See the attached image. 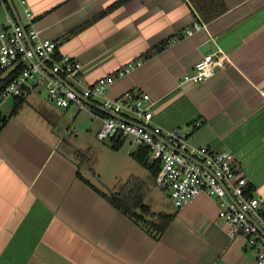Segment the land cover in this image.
Instances as JSON below:
<instances>
[{
	"label": "crops",
	"instance_id": "crops-1",
	"mask_svg": "<svg viewBox=\"0 0 264 264\" xmlns=\"http://www.w3.org/2000/svg\"><path fill=\"white\" fill-rule=\"evenodd\" d=\"M24 1H13L19 19L28 9L40 38L80 63L82 87L114 77L106 99L148 95L156 125L190 133L195 148L232 153L264 200V0H224L209 22L188 0H129L109 12L118 0ZM7 17L0 5V28ZM208 54L219 61L213 76L185 82ZM42 94L24 98L16 114L15 99L0 106V264H255L244 238L217 221L214 200L200 194L176 210L140 166L151 187L145 203L171 215L169 226L155 239L115 210L102 194L123 182L105 181L78 142L84 129L96 138L108 115L101 101L60 109Z\"/></svg>",
	"mask_w": 264,
	"mask_h": 264
},
{
	"label": "built area",
	"instance_id": "built-area-1",
	"mask_svg": "<svg viewBox=\"0 0 264 264\" xmlns=\"http://www.w3.org/2000/svg\"><path fill=\"white\" fill-rule=\"evenodd\" d=\"M11 1L22 8L25 4L24 0ZM22 16L18 23L9 15L0 28V76L12 74L11 81L0 93V106L7 99H24L33 93H44L60 109L73 106L85 111L88 107L81 99L100 100L108 115L101 118L96 138L109 142L119 140L133 151L145 148L148 162L159 167L154 187L166 195L176 210L200 194L207 195L215 201L217 221L228 227V235L242 236L255 264H264V200L245 195L249 182L233 154L195 148L189 144L190 133L156 125L154 103L146 94L127 93L115 100L106 99L114 77L82 87L76 79L80 63L59 56L55 41L40 38L28 9H22ZM199 29L196 25L185 36ZM214 57L208 54L197 61L185 82L201 83L213 76L219 62ZM141 64V61L129 64L115 77L125 76Z\"/></svg>",
	"mask_w": 264,
	"mask_h": 264
},
{
	"label": "trees",
	"instance_id": "trees-1",
	"mask_svg": "<svg viewBox=\"0 0 264 264\" xmlns=\"http://www.w3.org/2000/svg\"><path fill=\"white\" fill-rule=\"evenodd\" d=\"M127 1L129 0H118L107 12L111 11L112 8L123 5ZM188 2L193 7L199 19L203 22L216 19L222 15L226 9L224 0H188ZM0 5L4 6L8 14L12 16L6 0H0ZM161 49L162 47H158L155 52H159ZM13 74H15V72H13ZM11 79V73L0 79V93ZM14 102L13 114H16L23 103V99H15ZM122 146L123 143L119 140L110 142V149L113 152L120 151ZM130 157L138 166L148 173L149 181L152 183L158 173L159 167L157 164L148 162L146 149L138 148L131 153ZM150 189L149 183L131 176L116 189L108 191L105 195L102 194V196L115 210L152 233L154 238L157 239L169 226L172 216L163 213L155 214L150 210V207L145 203ZM245 195L247 197L253 196V188L251 186L246 188ZM151 219H155V222L151 221Z\"/></svg>",
	"mask_w": 264,
	"mask_h": 264
},
{
	"label": "rangeland",
	"instance_id": "rangeland-1",
	"mask_svg": "<svg viewBox=\"0 0 264 264\" xmlns=\"http://www.w3.org/2000/svg\"><path fill=\"white\" fill-rule=\"evenodd\" d=\"M95 132V130H89V132H86L84 129L81 131V137L78 136V142L90 149V155L92 158H90L91 156H89V158L92 160V163H94L96 169L102 173L105 181H112L117 177L115 183H118V181L124 183L131 176L139 177L140 179V176L144 175V171L137 166L134 161L130 160L129 154L132 152V149H130L126 143L123 144L118 153H114L110 149V142L108 140H105L104 143L96 140ZM86 159V156L83 159L82 156H78L77 163L84 165L87 162ZM119 184L115 185V187L120 186ZM151 221L155 222V219H151Z\"/></svg>",
	"mask_w": 264,
	"mask_h": 264
},
{
	"label": "water",
	"instance_id": "water-1",
	"mask_svg": "<svg viewBox=\"0 0 264 264\" xmlns=\"http://www.w3.org/2000/svg\"><path fill=\"white\" fill-rule=\"evenodd\" d=\"M6 2H7V5H8V7H9L10 11H11L12 14H13L15 20H16L18 23H20V22H19V17L17 16V12H16V10H15V7H14L12 1H11V0H6ZM45 69L47 70V68H45ZM47 71H48V70H47ZM81 100H82L86 105H90V102H89V101H87V100H85V99H81ZM104 112H105V111H104ZM105 113H106V112H105ZM106 114H108V113H106Z\"/></svg>",
	"mask_w": 264,
	"mask_h": 264
}]
</instances>
